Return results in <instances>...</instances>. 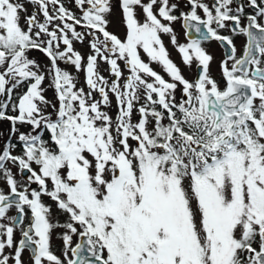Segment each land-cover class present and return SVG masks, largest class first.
<instances>
[{"label":"snow or ice","instance_id":"1","mask_svg":"<svg viewBox=\"0 0 264 264\" xmlns=\"http://www.w3.org/2000/svg\"><path fill=\"white\" fill-rule=\"evenodd\" d=\"M72 4L0 0V264H264V0Z\"/></svg>","mask_w":264,"mask_h":264},{"label":"rangeland","instance_id":"2","mask_svg":"<svg viewBox=\"0 0 264 264\" xmlns=\"http://www.w3.org/2000/svg\"><path fill=\"white\" fill-rule=\"evenodd\" d=\"M65 4H66L67 7L71 8L72 10L75 11V8H74V6L72 4V0H65ZM26 7H28V12L29 13H32L33 12L34 9H33L32 6L26 5ZM233 7H234V4H233ZM40 19L42 20V17H40ZM112 20H113V25H112V27H111L110 30L115 31L117 33H122V29L119 26L120 12H119V9L118 8L115 10V16L112 18ZM175 29H176V31H177V33L179 35L180 42L181 43H186L187 41L185 39V35H184L183 30L181 29L180 24L175 25ZM164 40H165V44L167 45V47L169 48V51L171 53V58L181 68V70H182L183 74L185 75V77L188 78L189 80L195 79L197 77L196 76L197 69H196L195 64L193 65V67L191 69H189L186 66H184L182 64L181 60H180V57H179L178 53H176V51L173 49V47L169 43L168 38L167 37H164ZM236 43L238 45V51H240L241 50V47L243 45V38L241 36H239L237 38V40H236ZM76 48L78 50L82 51V52H86L87 51L86 44H85L84 47H81L79 44H77L76 45ZM205 48L214 57V61L210 65L211 75L212 76L215 75L214 77L217 78L216 75L218 74L221 77V74H219V72H220V62L223 59V55L220 53V49H219L218 44H214V43L207 42L206 45H205ZM31 56H32V58L36 59L38 62H41L42 61L45 64L48 63V61L43 56V54L39 53L38 51H33L31 53ZM61 67L64 68L65 65L61 64ZM67 70H69L70 72H72L73 75H78V79H79L78 87L79 86H83V81H84V75H83V73L77 74V73H75L74 69H72L70 67L67 68ZM156 70L157 71H161V69L158 68V67L156 68ZM104 74L107 75V72H104ZM161 74H163V73H161ZM219 79H217V80H219ZM221 86L223 87V82L222 81H221ZM47 95H48V98L49 99H54V95H53V92L51 90H49V92L47 93ZM8 132H9V126L7 124L0 125V133H3V139L0 140V148H2L3 141L4 140H7V138H8ZM13 140H15V138H13ZM10 214H15V213L12 212ZM61 219H63V217H61ZM54 240L56 241V243H59L60 244V241L59 240H57V239H54Z\"/></svg>","mask_w":264,"mask_h":264},{"label":"flooded vegetation","instance_id":"3","mask_svg":"<svg viewBox=\"0 0 264 264\" xmlns=\"http://www.w3.org/2000/svg\"><path fill=\"white\" fill-rule=\"evenodd\" d=\"M205 2L206 3H209L210 5H211V3H212V0H205ZM236 2L237 3H244L245 2V0H236ZM236 6V3H234V7ZM246 12H251L252 10L250 9V8H247L246 7ZM221 34H227V35H231V33L230 32H227L226 30H222L221 31ZM242 38H243V45H242V47H241V50L240 51H238L237 52V55L239 56V55H242V52H243V49H244V46H245V43H246V38L244 37V36H242V35H240ZM239 36H235L233 39H235L234 40V43H235V46L237 47V49H238V45H237V43H236V40H237V38H238ZM206 43L207 42H205L204 43V47H205V45H206ZM210 43H214V44H218V46H219V49H220V53L224 56V50H223V48L221 47V45L219 44V42H216V41H210ZM197 73V72H196ZM219 74H220V72H219ZM196 76H197V74H196ZM215 76V75H214ZM216 79H219V78H221L218 74L216 75ZM220 80V79H219ZM14 212V211H13ZM15 213V212H14ZM14 215V214H13ZM17 239H19V235H17ZM54 242V244L57 246V248L59 247V243H56V241L54 240L53 241ZM57 254H59V252H57Z\"/></svg>","mask_w":264,"mask_h":264},{"label":"trees","instance_id":"4","mask_svg":"<svg viewBox=\"0 0 264 264\" xmlns=\"http://www.w3.org/2000/svg\"><path fill=\"white\" fill-rule=\"evenodd\" d=\"M13 142H15V140H13Z\"/></svg>","mask_w":264,"mask_h":264}]
</instances>
